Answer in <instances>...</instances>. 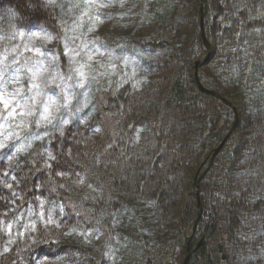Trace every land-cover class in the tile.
<instances>
[{
    "label": "rangeland",
    "instance_id": "rangeland-1",
    "mask_svg": "<svg viewBox=\"0 0 264 264\" xmlns=\"http://www.w3.org/2000/svg\"><path fill=\"white\" fill-rule=\"evenodd\" d=\"M24 1L35 5V0ZM223 2L227 5L224 10L240 12L251 22L262 18L261 24L247 25V39L238 36L226 56H219L215 42L206 37L203 9L199 5L198 16L193 8L196 0H40L37 8L42 19H26L15 3L0 0V264H145L141 248H153L147 239V226L157 221L150 200L140 199L117 214L114 222L128 229L119 237L110 234L111 228L110 232L106 229V194L99 181H89L81 171L61 175L66 177L63 183L56 180V187L64 192L73 180L80 192L75 200L97 210L91 215L78 205L74 215L75 210L69 211L73 202L63 201L59 192L51 198L50 190L28 191L20 166L33 156L48 164L52 142L68 130L84 135L88 142L85 153L91 157L87 161L93 159L97 166L100 157L94 153L101 150L88 149L89 143L98 146L101 139L112 142L117 124L112 107L106 114L101 109L107 106L110 93L118 96L126 91L142 105L146 117V122L130 133V143L136 147L131 161L142 159L143 163L161 147L147 119L156 118L153 110L157 111L164 94L162 78L173 72H183L189 87L198 89L193 82L196 71L203 87L217 90L233 106L205 104L200 115L207 131L202 145L209 150L215 140L221 142L225 137V141L211 159L210 152L205 159L207 169L194 180L199 219V180L204 177L205 181L206 176L212 187V173L207 170L228 140L239 147L238 124L264 116V14L259 12L264 0ZM194 31L201 36L200 45L193 39ZM154 39L158 43H153ZM206 44L210 46L208 58L196 64L205 57ZM175 127L169 126L167 133L177 130ZM58 145L62 148L65 143ZM239 153L235 155L238 167H231L229 173L235 175L234 169L244 167L255 171ZM117 172L120 182L136 184L137 178H131L128 169L121 166ZM139 174L143 179L144 173ZM243 230L234 229L240 240L230 242L229 247H225L227 238L221 233L208 239L212 254L226 264H253L256 259L263 260L259 264L264 262V230L241 236ZM38 245L42 248L33 250ZM179 255L177 252L174 262Z\"/></svg>",
    "mask_w": 264,
    "mask_h": 264
},
{
    "label": "trees",
    "instance_id": "trees-1",
    "mask_svg": "<svg viewBox=\"0 0 264 264\" xmlns=\"http://www.w3.org/2000/svg\"><path fill=\"white\" fill-rule=\"evenodd\" d=\"M200 1L196 0L197 4L193 7L198 16ZM9 2L15 3L26 19L44 17L31 2V4L24 0H9ZM225 6L227 5L223 0H206L203 4L206 37L209 41L215 42L214 50L219 56H226L232 50V45L238 36L247 39L246 32L250 33L247 25L255 23L258 25L262 22V18L251 22L245 15H240V12L231 13L230 10H224ZM259 12L262 16L264 8ZM193 36L195 43L200 45L201 36L198 31H194ZM153 43H158V39H154ZM179 73L173 72L171 75L167 74L170 76L165 75L162 78L164 94L160 99L161 105H157L158 108L155 106L157 111L153 110L156 118L147 119L154 130L157 144L161 147L156 154H150V158L144 160L143 163L146 164L144 171L142 159L131 161L136 156V147L130 143V133L146 122V117H143L142 105L136 104L137 99L130 96L128 91L118 96L110 93L112 95L107 96V106L101 109V113L106 114V109L112 107L115 110L112 112L117 124L112 132V142L103 143L101 139L98 141L100 142L98 146L89 143L88 149L101 150L98 154L92 151L95 156L100 157L97 166H94L93 159L87 161L91 157L88 158L85 153L88 142L86 138L83 139L84 135L80 132L76 135L69 130L63 138L58 137L59 140L55 139L57 141L52 142L51 154L49 150L51 161L48 164H41L40 159L33 156L28 163L25 162L20 166L21 177L27 178V182L24 180V185L27 184L28 191L39 193L50 190L51 198H55L59 192L64 198L63 201L73 202V205H69V211L75 210L72 211L74 215L77 214L79 206L85 208L91 215L97 210L90 204L78 203V200H75L80 192L76 191L73 180V185L68 183L66 186V192L56 187V180L63 183L66 177H60L61 175L72 172L76 175L81 171L89 181L91 179L99 181L104 186L106 194L104 210L109 217L107 222L105 219L106 229L110 232L111 228L110 234L119 237L128 229L126 226H117L114 222L117 214L127 210L140 199L150 200L153 205L152 216L157 221L155 225L150 222L147 226V239L152 241L153 248L145 245L141 248V262L145 264L183 263L187 254V237L191 234V226L197 215L194 180L198 178L201 170L207 169L205 159L220 142L215 140L209 150L202 145L207 131L205 120L200 118L205 104L217 105L220 104V99L202 92L199 88H190L184 74H181L183 72ZM193 82L197 85L195 79ZM176 123L177 127H175ZM169 126H174L177 130L168 134ZM235 131L240 133L239 147L236 148L235 143L230 144L228 140L207 170L212 173L213 186H208L206 176L205 181L203 177L198 182L202 213L189 242L190 254L186 264H226L212 254L208 239L221 233L227 238L225 247H229L230 242L236 243L240 240L238 233L235 237L234 229H244L241 231V236H246L247 232L251 231L258 234L264 230V140L262 138L264 116H260L254 122L243 121L242 125L238 124ZM61 142L65 143L62 148L58 145ZM118 143H120L119 147ZM250 145L256 147L249 148ZM104 151H107L106 155L102 154ZM237 153L246 158L244 160L248 162L246 165H253L256 170L247 171L244 167L239 170L234 169L235 175L230 174L229 169H233L231 167H238L235 156ZM159 161L161 162L158 163ZM120 164L131 171V178L133 176L137 178L136 184L131 186L117 179L120 176L117 172L120 171ZM139 173H144L143 179ZM73 207L75 209H71ZM125 237L124 235L123 238ZM38 248L42 246L38 245L33 250ZM177 252H180V255L177 257V262H174ZM246 255L248 256V253ZM244 258L247 260L246 257ZM261 261L263 260L256 259L253 264H259Z\"/></svg>",
    "mask_w": 264,
    "mask_h": 264
},
{
    "label": "water",
    "instance_id": "water-1",
    "mask_svg": "<svg viewBox=\"0 0 264 264\" xmlns=\"http://www.w3.org/2000/svg\"><path fill=\"white\" fill-rule=\"evenodd\" d=\"M202 3H203V0H201L200 10H202ZM202 39H203V41H204V43H205V39H204L203 35H202ZM206 49H207V53H206L205 57H204L203 59H201V60H197V61H195L196 64H198V63H204V62L207 60L208 55H209V52H210V46H209V44H208V45L206 44ZM195 68H196V67H195ZM194 79H195V82H196L198 88H199L202 92H204V93H206V94H209V95H211V96H214V97H216V98H219L221 102H223V103H225L226 105H228V106H230L231 108H233V106H232V105H231V104H230V103H229L224 97H222L219 93H217V92L214 91V90H209L208 88L203 87V86L200 84V82L198 81V76H197V72H196V71H194ZM234 116H235V114H234ZM234 122H235V121H234ZM233 125H234V124H233ZM233 125H232V126H233ZM227 133H228V132H227ZM224 138H225V137H224ZM224 138L221 140V142H220L215 148H213V149L211 150V156H210V159H211L212 156L214 157V155H216V153L219 151V149H220L222 143L225 141ZM213 157H212V158H213ZM210 159H209V160H210ZM210 161H211V160H210ZM195 189H196V187H195ZM197 205H198V214H199V212H200V205H199L198 201H197ZM197 220H198V215H197L196 219L194 220V223H193V225H192V227H191V234L187 237V254H186V256H185V258H184L182 264H186V261H187V259H188L189 254H190V245H189V242H190V240H191V238H192V235H193L194 228H195V225H196Z\"/></svg>",
    "mask_w": 264,
    "mask_h": 264
},
{
    "label": "snow or ice",
    "instance_id": "snow-or-ice-1",
    "mask_svg": "<svg viewBox=\"0 0 264 264\" xmlns=\"http://www.w3.org/2000/svg\"><path fill=\"white\" fill-rule=\"evenodd\" d=\"M39 4H40V0H35V5H36V7H39ZM45 7H47V6H45ZM29 71H31V70H29ZM37 71H39V70H37ZM33 79H35V73H33ZM83 85L81 84L80 85V87H82ZM19 89H17V95H19ZM16 99V96H13L12 97V100L14 101ZM0 102H2V101H0ZM32 104L35 106V104H36V98L35 97H33L32 98ZM7 103H5V108H7ZM44 111L45 112H47L48 111V108L45 106V108H44ZM0 147H3V145H0ZM53 159H54V157H53Z\"/></svg>",
    "mask_w": 264,
    "mask_h": 264
},
{
    "label": "bare ground",
    "instance_id": "bare-ground-1",
    "mask_svg": "<svg viewBox=\"0 0 264 264\" xmlns=\"http://www.w3.org/2000/svg\"><path fill=\"white\" fill-rule=\"evenodd\" d=\"M202 9H203V8H202ZM260 11H261V10H260ZM85 27H87V25H86V26H84V28H85ZM197 76H198V73H197Z\"/></svg>",
    "mask_w": 264,
    "mask_h": 264
}]
</instances>
